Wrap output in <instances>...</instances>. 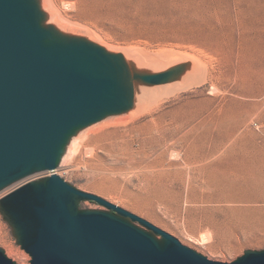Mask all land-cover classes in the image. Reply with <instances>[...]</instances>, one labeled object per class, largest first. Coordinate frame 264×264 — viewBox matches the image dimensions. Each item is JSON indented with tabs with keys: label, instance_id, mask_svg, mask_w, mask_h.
I'll return each instance as SVG.
<instances>
[{
	"label": "rangeland",
	"instance_id": "1",
	"mask_svg": "<svg viewBox=\"0 0 264 264\" xmlns=\"http://www.w3.org/2000/svg\"><path fill=\"white\" fill-rule=\"evenodd\" d=\"M42 5L48 22L66 33L133 47L132 62L142 67L159 71L175 65L179 61L167 54L177 51L194 54L209 71L200 83L177 84L169 95L154 97L156 103L137 116L109 117L84 129L55 173L211 261L229 263L245 250H263L264 0H42ZM149 58H157L156 66ZM80 142L85 146L78 148ZM118 152L147 155L127 162ZM145 161L152 167L144 169ZM23 183L1 192L0 199ZM80 208L104 209L88 201ZM0 248L16 264H30L1 215Z\"/></svg>",
	"mask_w": 264,
	"mask_h": 264
},
{
	"label": "water",
	"instance_id": "2",
	"mask_svg": "<svg viewBox=\"0 0 264 264\" xmlns=\"http://www.w3.org/2000/svg\"><path fill=\"white\" fill-rule=\"evenodd\" d=\"M48 16L42 0H0V193L24 182L0 199V215L30 264H264V249L211 261L55 173L81 131L133 109L136 83L179 82L191 64L130 65ZM0 264H16L2 248Z\"/></svg>",
	"mask_w": 264,
	"mask_h": 264
},
{
	"label": "bare ground",
	"instance_id": "3",
	"mask_svg": "<svg viewBox=\"0 0 264 264\" xmlns=\"http://www.w3.org/2000/svg\"><path fill=\"white\" fill-rule=\"evenodd\" d=\"M48 19L50 20L51 16H48ZM88 39L100 44L101 46L105 47L108 51L121 53L124 56V58L127 61V63H129L130 65H132V63H133L132 61L135 60V56L136 55H134V58L131 57L132 54L130 55V53H133L132 51L134 50V48L131 47V46L130 47H127V46L115 47L116 45L115 46L114 45H103L99 40L91 39V37H88ZM163 51H164V53H166L165 50H163ZM163 51H160L158 53L156 52V53L158 54V56L159 55L163 56L164 53L161 54ZM167 52H169V51H167ZM153 56H156V55H153ZM167 56H168V58L171 59V62L172 61H179V62L174 63V64L183 63V62H190V64H191L190 69L186 72V74L183 76L181 81L176 82L175 84L156 86V87H147V86L141 85L140 83H136L133 109L130 112H128V114L130 116H137V114H141V113L145 112L147 108L149 110V107L150 106L152 107V105H154V103H156V101H157V99H155L154 97L159 96L158 98H160L162 96L169 95L174 90L176 91V89H174V87L177 84H181V85L183 84L184 85V84H188V83H195L197 81H199L198 83H200L201 82L200 80H202L203 78H206L207 75H208L209 71H208L207 67L204 66L203 62L200 59H198L194 54H190V53H186V52L171 51L169 54H167ZM149 59H148L149 63L154 62L153 64L156 66L155 63H156L157 60L155 58H152L150 60H153V61L150 62ZM160 62H162V61L159 60V63ZM157 66H159L158 67L159 69H160V67L163 68L162 66H160V64L159 65L157 64ZM163 66H165V65H163ZM152 68H154V67H152ZM155 70H157V68ZM172 89H174V90H172ZM81 143L82 142H80L79 145L77 144L78 148H82V147L85 146V144L80 146ZM95 149H97V148L94 147L92 149V151L93 150L95 151ZM140 154L146 156L147 152H118L116 157H118L119 160H123V161H127V162H133L134 157L135 156H139ZM208 154H209V157H214L217 153L209 152ZM114 160H116V159H114ZM119 160H117V162H119ZM143 165H144L143 166L144 169H148V168L152 167V164L147 162V161H145L143 163ZM61 168L67 170L69 167L66 164H62Z\"/></svg>",
	"mask_w": 264,
	"mask_h": 264
}]
</instances>
